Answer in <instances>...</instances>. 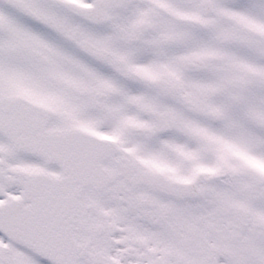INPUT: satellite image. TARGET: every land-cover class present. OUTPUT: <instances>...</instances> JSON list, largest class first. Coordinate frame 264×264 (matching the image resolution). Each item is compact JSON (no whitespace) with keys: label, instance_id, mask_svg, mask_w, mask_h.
<instances>
[{"label":"snow or ice","instance_id":"obj_1","mask_svg":"<svg viewBox=\"0 0 264 264\" xmlns=\"http://www.w3.org/2000/svg\"><path fill=\"white\" fill-rule=\"evenodd\" d=\"M0 264H264V0H0Z\"/></svg>","mask_w":264,"mask_h":264}]
</instances>
